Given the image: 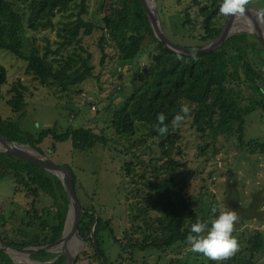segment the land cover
<instances>
[{
	"label": "trees",
	"instance_id": "trees-1",
	"mask_svg": "<svg viewBox=\"0 0 264 264\" xmlns=\"http://www.w3.org/2000/svg\"><path fill=\"white\" fill-rule=\"evenodd\" d=\"M72 2L73 0H0V50L24 62L26 77L40 88L54 87L68 93L73 87L92 79L94 68L90 65L91 56L82 46L81 39V33L87 37L94 30L81 17L87 13L85 0H80L79 5L75 3L80 7L75 19L68 20L57 31L61 42L56 49L51 50L46 46L39 52L33 45V34L53 29V18L58 13H66ZM222 2L223 0H191L196 20L201 22L199 39L203 44L213 42L220 33L216 25ZM133 4L145 34L157 46L155 54L159 64L151 59V65L138 73L137 87L112 114L111 131L115 137L133 138L138 131L143 130L144 134L138 139L143 136L150 139L156 147L158 158L150 160V165L153 166L148 175L146 172L138 173L132 163L123 165L125 176L135 186L133 191L128 192L132 200L127 204V220L132 231L126 230L122 234L124 244L117 240L110 220L102 219L91 205L92 195L88 199L80 195L76 178L66 166L72 177L75 196L84 212L78 234L84 240L86 250L77 256L76 264L82 258L88 259L90 264H108L104 245L111 240L113 244L119 245L121 254L127 251L130 255L136 251L166 253L178 246L191 250L186 242L190 226L197 221L209 223L210 226V221L215 217L207 222L184 196L186 180L183 174L186 164L180 147L182 125L173 128L171 121L180 113L185 102H189L191 108L190 118L186 121L191 122V128L198 136L200 156L205 157L207 148L221 139L232 140L238 154L247 151L251 155L264 157V139L245 141L248 119L256 113L264 115L263 49L247 35L235 34L216 52L194 57L174 54L165 50L163 44L154 37L140 1L133 0ZM190 25L192 22L186 13L182 27L189 28ZM108 31L117 37L120 63L137 64L140 56L151 54L140 48V42L133 47L131 31L128 32L119 21L117 25H110ZM29 33L32 34L30 38L27 37ZM102 42L101 37L98 43L101 52L100 67L105 65L107 57ZM201 48L203 47L188 49ZM135 75L136 72L132 75L133 79ZM7 86L8 72L0 63V90ZM28 92V87L21 80L10 85L5 105L13 114L24 117L28 106ZM159 113L167 118L165 123L169 131L164 136L159 135L156 130ZM0 135L27 144L45 157L55 150L54 146L47 149L46 153L41 150L47 140H51L54 145L68 144L72 150L80 153L108 144L102 133H96L89 127L59 133L54 126L35 137L22 132L18 122L2 120L1 117ZM138 139L139 143L144 142V139ZM145 151L151 152V149L147 148ZM125 152L127 153L126 149ZM6 179L14 181L15 193H23L27 198L29 213H33L39 228L35 242L21 245L11 242L6 245L20 249L40 248L59 241L69 210L68 199L60 181L30 162L0 154V182ZM41 196L50 201L48 214L44 219L36 209ZM240 236H237L240 251L221 264H257L259 257H264V233L253 231L250 236L244 233ZM1 258L10 261L2 252ZM30 260L41 264L51 261L52 264H65L61 252L57 255L40 252L32 255ZM170 264L180 263L178 259H172ZM183 264L216 262L204 257L199 263Z\"/></svg>",
	"mask_w": 264,
	"mask_h": 264
},
{
	"label": "rangeland",
	"instance_id": "rangeland-1",
	"mask_svg": "<svg viewBox=\"0 0 264 264\" xmlns=\"http://www.w3.org/2000/svg\"><path fill=\"white\" fill-rule=\"evenodd\" d=\"M145 1L150 9L152 22L172 44L190 48L206 47L211 43L200 42L201 22L196 20L191 0ZM73 2L66 13H58L53 18V29L33 34L35 38L33 45L39 52L46 46L54 50L61 42L57 31L62 29L68 20H74L80 10L77 6L80 0ZM85 7L87 13L81 17L91 24L94 30L87 37L81 33V39L82 46L91 56L90 65L94 68L92 79H88L83 85L73 87L68 93L54 87L40 88L26 77L24 62L0 50V63L8 72V86L0 90V117L2 120L18 122L22 132L35 137L54 126L59 133L89 127L94 132L103 134L108 141L107 146L98 145L89 152H77L68 144L54 145L51 140H47L41 146V150L45 152L54 146L55 150L47 157L59 167H68L76 178L80 195L87 199L92 195L91 205L102 219L110 220L117 240L124 244L122 234L126 230L132 231L127 220V204L132 200L128 192L133 191L135 186L125 176L123 165L132 163L138 173L146 172L148 175L153 166L150 165V160L152 158L156 160L158 153L150 139H145L144 136L138 139L144 134L143 130L138 131L133 138L115 137L111 131V117L137 87L138 73L151 65V56H156L157 46L151 43L145 34L133 0H85ZM261 10H264V0H253L243 15L233 17L220 14L216 27L221 31L230 21L229 36L243 34L240 28L244 27L264 43V18H261ZM186 13L192 22L189 28L182 27ZM104 18L107 19V27L103 22ZM118 21L128 32L131 31L133 47L140 42V48L151 53L140 56L137 64L120 63L117 37L108 31L109 26L117 25ZM31 36V33L27 34L28 38ZM101 37L107 56L103 67H100L101 52L98 47ZM134 72L136 75L133 79ZM17 80H21L29 89L27 110L24 117L20 116L21 118L5 105L6 92ZM136 139L139 141L144 139V142L139 143ZM251 139H264L262 113H256L248 119L245 141ZM132 143L135 145L132 146ZM199 145L200 141L191 128V122L185 121L181 126L180 147L186 164L183 174L186 180L184 190L186 199L207 222L226 209L236 210L240 217L233 233L236 237L241 233L250 236L253 231L264 233V157L251 155L247 151L238 154L232 140L221 139L214 146H209L203 157L198 151ZM147 148L151 149V152L145 151ZM49 206L50 201L41 196L36 209L42 219L48 214ZM213 209L216 211L213 212ZM38 235V222L34 220L33 213H29L27 198L23 193H15V184L11 179L1 181L0 241L5 245L11 242L21 245L35 242ZM34 248L15 249L29 251ZM85 250L84 246L77 256ZM104 250L108 264H170L172 259H178L180 264L199 263L204 258L202 254L193 253L189 248L182 246L166 253L136 251L130 255L127 251L121 254L119 245L113 244L112 240L104 245ZM50 253L57 255L60 249H53ZM89 253L92 255L91 250ZM31 256L26 257L24 261L7 255L10 261L6 258H1L0 261L5 264H41L31 261ZM52 263L53 261L43 264ZM77 264L90 263L88 259L82 258ZM257 264H264V257H259Z\"/></svg>",
	"mask_w": 264,
	"mask_h": 264
},
{
	"label": "water",
	"instance_id": "water-1",
	"mask_svg": "<svg viewBox=\"0 0 264 264\" xmlns=\"http://www.w3.org/2000/svg\"><path fill=\"white\" fill-rule=\"evenodd\" d=\"M139 1L143 7V10L145 12V16L148 20L150 29H151L154 37L156 38V40L158 42L163 44V47L165 50L172 52L174 54L186 56V57H191V56L194 57V56H198V55L209 54L211 52H216L217 50L221 49L224 42L230 37V36L225 37V35H224L226 28L231 23L229 21L226 24V26L221 29L217 38L206 47L204 46L201 49H188V48L176 46V45L172 44L171 42H169L165 38V36L162 35L161 30L157 29V26L154 24V22H152L151 14H150L149 7H148L146 1L145 0H139ZM103 22L105 23V26L107 27V19L106 18L103 19ZM240 31L243 34L247 35L250 39L254 40L264 50V43L261 42L258 37L254 36V34L249 33L248 31H246V29L244 27H241ZM151 59L154 62H156L157 64H159L158 56H151ZM6 147L15 148L18 153H15L11 150H6L5 149ZM0 154L9 155L11 157L30 162V163L40 167L41 169L45 170L46 172L52 174L53 176H55L60 181V183H61V185H62V187L66 193V197H67L68 203H69V210H68L66 221L64 224L62 237L59 241H57L56 243H54L52 245L43 246L40 248H34L32 250H29V251H21V250L15 249V248L7 247L4 243H2L0 241V252L5 253L9 257H11L12 252H17L21 256L29 257L30 255H34V254H37L40 252H52L53 249L59 248L60 252L64 258L65 264H74L76 262L77 256L72 261H70L67 252L65 251V249L61 245L63 243H65V241H66V239H65V228H66V224H67L69 215L71 212H73L74 218H73V226H72L71 232H72V234H76L78 236L79 242L82 243V245H83L82 248L85 246L84 240L81 239L79 237V234H78V226H79V223L81 222V219H82L84 212L81 209V207L77 201V198L75 196V193L73 190V181H72V177H71L69 170L65 167L57 166L51 160H49L47 157H45L44 155L39 153L37 150H35L31 146H29L27 144L20 143L16 140H13V139L3 137L1 135H0ZM121 229H123L122 225H121ZM90 238L93 241L92 234L90 235ZM0 264H5V263L0 261Z\"/></svg>",
	"mask_w": 264,
	"mask_h": 264
},
{
	"label": "clouds",
	"instance_id": "clouds-1",
	"mask_svg": "<svg viewBox=\"0 0 264 264\" xmlns=\"http://www.w3.org/2000/svg\"><path fill=\"white\" fill-rule=\"evenodd\" d=\"M252 0H223L219 12L224 16L243 15ZM261 18H264V10H261ZM191 108L189 102H185L171 121L173 128H179L186 119L190 118ZM166 116L163 113L157 115L158 124L156 130L164 136L169 128L165 123ZM216 210L213 209V212ZM239 214L236 210H224L209 223L197 221L190 226V232L186 242L193 253L202 254L210 261L221 264L222 261L232 258L240 251V243L233 234L235 225L239 222Z\"/></svg>",
	"mask_w": 264,
	"mask_h": 264
},
{
	"label": "bare ground",
	"instance_id": "bare-ground-1",
	"mask_svg": "<svg viewBox=\"0 0 264 264\" xmlns=\"http://www.w3.org/2000/svg\"><path fill=\"white\" fill-rule=\"evenodd\" d=\"M149 6H151V5H149ZM230 34L231 33H229V26H228L226 28V30H225L224 35H225V37H227ZM5 149L6 150H11V151H13L15 153H18L15 148L6 147ZM73 218H74V214H73V212H71L70 215H69L67 224H66V228H65V239H66V241H65V243H63L61 245L65 249L66 252H67V248H68V253L67 254L69 256V260L70 261H72L77 256V254L80 252V250L82 249V246H83L82 243L79 242L78 236L76 234H72V232H71L72 226H73ZM67 243H68V246H67ZM12 256L16 257L17 259L24 260V261H25V258H26V256H21L17 252H12Z\"/></svg>",
	"mask_w": 264,
	"mask_h": 264
}]
</instances>
